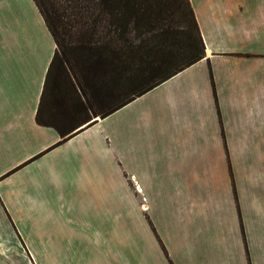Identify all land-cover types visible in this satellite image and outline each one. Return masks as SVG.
I'll list each match as a JSON object with an SVG mask.
<instances>
[{"label": "crops", "instance_id": "1", "mask_svg": "<svg viewBox=\"0 0 264 264\" xmlns=\"http://www.w3.org/2000/svg\"><path fill=\"white\" fill-rule=\"evenodd\" d=\"M189 1L205 57L68 138L36 122L46 23L0 0V264H264V0ZM228 158L241 219L228 180L214 200L179 195ZM86 202L111 218L63 229Z\"/></svg>", "mask_w": 264, "mask_h": 264}, {"label": "trees", "instance_id": "2", "mask_svg": "<svg viewBox=\"0 0 264 264\" xmlns=\"http://www.w3.org/2000/svg\"><path fill=\"white\" fill-rule=\"evenodd\" d=\"M33 1L56 45L36 122L61 137L205 57L189 0Z\"/></svg>", "mask_w": 264, "mask_h": 264}, {"label": "rangeland", "instance_id": "3", "mask_svg": "<svg viewBox=\"0 0 264 264\" xmlns=\"http://www.w3.org/2000/svg\"><path fill=\"white\" fill-rule=\"evenodd\" d=\"M139 106V104H135L132 107V110L136 109ZM128 114V112H123V115ZM117 119L118 116L113 117L112 119H110L108 122H105L103 124V128L106 130H108V127L112 124L115 123L117 124ZM117 128V126H116ZM111 133V132H109ZM222 137H223V141H222V145L224 146V149L222 151V153L225 155L228 154V150H227V143H226V139H225V135L224 133H222ZM223 156V157H224ZM226 157V156H225ZM227 163H226V172L222 173V171L219 169H217L218 171H214L211 173L207 174V180H206V185L204 188L201 189H196L193 192L195 193L193 196L189 195L188 193H179L180 196H184V197H199V198H204V199H210V200H214L216 199L217 196H220V192L221 189L225 188V184L226 181L228 180L229 184H230V189H231V193H232V197L235 201V205H236V209L238 210V214L239 217L241 219V214H240V207L238 204V195L236 192V188H235V184H234V177L232 174V167H231V162L229 160V158L227 159ZM258 161V159L256 160ZM150 174V173H148ZM143 176H150V175H143ZM133 190H132V197H140L142 196L141 193H139L140 190H137L134 188V186L132 185ZM99 189H96L94 191V189L91 191L92 195L94 194V197H100L102 195V192L98 191ZM222 190V191H223ZM96 194V195H95ZM219 194V195H218ZM93 197V196H92ZM248 197V196H246ZM114 207L109 208L107 205H103L102 202H96V203H89L86 202L84 205H80L74 208V210L70 213V214H66L64 216V223L62 222V226L63 229H78V230H82L83 232H89L92 231L94 229L100 228V226L102 225V223L104 224L105 219L109 220L113 213ZM146 219L147 222L149 223L153 233L155 234V236L157 237V239L159 240L160 245V239L148 217V215L146 214ZM241 230H242V235H243V239L245 241V233H244V229L241 225ZM69 232V231H68Z\"/></svg>", "mask_w": 264, "mask_h": 264}, {"label": "water", "instance_id": "4", "mask_svg": "<svg viewBox=\"0 0 264 264\" xmlns=\"http://www.w3.org/2000/svg\"><path fill=\"white\" fill-rule=\"evenodd\" d=\"M95 120H97V119H95Z\"/></svg>", "mask_w": 264, "mask_h": 264}]
</instances>
